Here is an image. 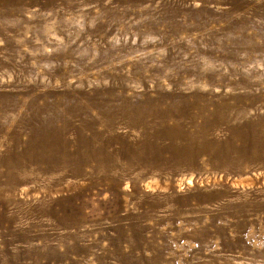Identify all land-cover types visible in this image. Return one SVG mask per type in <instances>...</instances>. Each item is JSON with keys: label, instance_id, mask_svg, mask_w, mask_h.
Instances as JSON below:
<instances>
[{"label": "rangeland", "instance_id": "1", "mask_svg": "<svg viewBox=\"0 0 264 264\" xmlns=\"http://www.w3.org/2000/svg\"><path fill=\"white\" fill-rule=\"evenodd\" d=\"M114 95L149 111L222 103L262 123L264 0H0V159L35 108L84 106L68 113L78 126ZM179 121L200 138L201 118ZM167 157L147 174L83 166L57 185L50 172L0 185V264H264V154L229 173L206 154L179 172Z\"/></svg>", "mask_w": 264, "mask_h": 264}, {"label": "bare ground", "instance_id": "2", "mask_svg": "<svg viewBox=\"0 0 264 264\" xmlns=\"http://www.w3.org/2000/svg\"><path fill=\"white\" fill-rule=\"evenodd\" d=\"M137 83L141 81H129V84ZM261 95L262 93L257 94L256 98ZM114 100L119 105L112 104ZM211 104L206 101L194 112H191L190 106L182 110L155 108L149 111V99L135 102L114 95L106 97L104 103H90L96 106L97 114L93 116L85 112L80 118V125L75 126L68 113L85 111L84 106H75L62 112L46 103L35 108L24 119L23 123L28 125L29 132L23 144L19 143L15 134L11 135L10 150L0 159V166L4 167L3 170L0 169V185L18 188L26 183H42L41 174L44 172L58 174L52 175L48 181L50 185H57L66 179L68 171L81 177L87 176L83 166H90L93 173L97 170H111L113 166H118L120 172L140 166L143 174H147L149 163L162 160L165 152L168 153L167 159L173 164L175 172H179L182 166L192 164L201 154L208 155L219 170L225 162H229L228 173L241 172L243 159L251 161L264 154V120L262 123H255L252 119L243 120L247 114L240 110L230 108L223 112L222 103L214 104L209 109ZM180 117L187 118L190 122L201 118V126L197 129L199 139L183 132ZM168 120H172V124H168ZM232 120L240 122L236 121L234 124L230 122ZM57 121L61 123L57 124ZM210 123L215 124L214 129L207 128ZM69 130L73 132L72 137L65 135ZM118 130L124 131L123 134L117 133ZM222 130L225 135L220 138L216 132ZM162 167L159 165L158 169ZM35 172H38V176H34ZM119 176L112 173L108 178L115 180ZM56 201L52 199L51 203ZM4 206L5 201H1L0 207ZM48 211L52 212L50 208Z\"/></svg>", "mask_w": 264, "mask_h": 264}]
</instances>
